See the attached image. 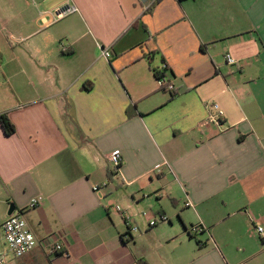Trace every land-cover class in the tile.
Segmentation results:
<instances>
[{"label":"crops","instance_id":"0c3cea01","mask_svg":"<svg viewBox=\"0 0 264 264\" xmlns=\"http://www.w3.org/2000/svg\"><path fill=\"white\" fill-rule=\"evenodd\" d=\"M0 115L7 264H264V0H0Z\"/></svg>","mask_w":264,"mask_h":264},{"label":"built area","instance_id":"2783aa9c","mask_svg":"<svg viewBox=\"0 0 264 264\" xmlns=\"http://www.w3.org/2000/svg\"><path fill=\"white\" fill-rule=\"evenodd\" d=\"M76 11L74 6H67L59 10V16L64 17L70 15ZM64 50V48L62 47ZM102 56L104 58H108L110 56V52L108 50L102 51ZM227 64L233 65L235 61L230 58L227 54L225 56ZM157 81L160 87H164L168 91L173 89L172 85H167L166 77L158 76ZM214 108L217 109V106L214 105ZM221 116V112L218 111L216 116L209 117L205 124L207 123H218V118ZM120 154L117 152L111 153L107 157V161L113 166V173L117 171L118 166L120 164ZM105 183L102 185H95L92 189L94 192H99L103 187H105ZM41 197L33 198L29 204V208H36L41 204ZM186 206H191L190 202L186 203ZM110 209L119 214L122 217V220L128 231H137V227L133 218L128 214V212L121 208L120 205L110 204ZM142 217H144L147 221L149 228L155 227L161 223H168L169 220L165 215H159L158 217H150L147 213H142ZM253 233L259 238L261 242V246L264 247V225H261L258 221H254ZM203 227L200 225L194 226L191 229V233L194 235H198L202 233ZM37 242L27 227L25 220L20 215L10 214L7 219L3 222L0 229V264H7L9 257L11 258H21L24 255L31 252ZM53 251L63 256H67L68 253L64 249L61 244H57L54 246Z\"/></svg>","mask_w":264,"mask_h":264},{"label":"trees","instance_id":"16d2710c","mask_svg":"<svg viewBox=\"0 0 264 264\" xmlns=\"http://www.w3.org/2000/svg\"><path fill=\"white\" fill-rule=\"evenodd\" d=\"M164 74L161 72H156L155 76L156 78L158 76H163ZM0 125L3 129V132L5 135H12L15 131L14 126L9 121V119L5 115H0ZM192 238H196V236L190 235ZM199 243V242H198Z\"/></svg>","mask_w":264,"mask_h":264},{"label":"water","instance_id":"95a60500","mask_svg":"<svg viewBox=\"0 0 264 264\" xmlns=\"http://www.w3.org/2000/svg\"><path fill=\"white\" fill-rule=\"evenodd\" d=\"M13 209L10 208L9 211H8V215H10L12 213Z\"/></svg>","mask_w":264,"mask_h":264},{"label":"rangeland","instance_id":"374dc122","mask_svg":"<svg viewBox=\"0 0 264 264\" xmlns=\"http://www.w3.org/2000/svg\"><path fill=\"white\" fill-rule=\"evenodd\" d=\"M260 242V241H259ZM259 245H260V243H259ZM261 248H264V247H261Z\"/></svg>","mask_w":264,"mask_h":264}]
</instances>
